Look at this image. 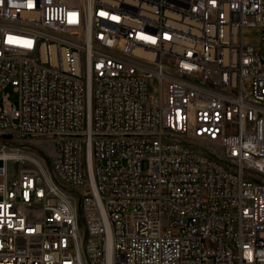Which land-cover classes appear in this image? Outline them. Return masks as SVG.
Masks as SVG:
<instances>
[{
    "label": "built area",
    "instance_id": "2783aa9c",
    "mask_svg": "<svg viewBox=\"0 0 264 264\" xmlns=\"http://www.w3.org/2000/svg\"><path fill=\"white\" fill-rule=\"evenodd\" d=\"M23 137L0 264H264V0H0Z\"/></svg>",
    "mask_w": 264,
    "mask_h": 264
},
{
    "label": "rangeland",
    "instance_id": "374dc122",
    "mask_svg": "<svg viewBox=\"0 0 264 264\" xmlns=\"http://www.w3.org/2000/svg\"><path fill=\"white\" fill-rule=\"evenodd\" d=\"M153 85H155V83H153ZM7 92L11 93V90L7 89ZM11 99L14 100L15 97L12 95ZM11 143L22 145L23 146L22 148H26V147L33 148L36 151L42 153L43 155H47V156L50 155L52 151L50 143H48L47 141L38 139V138L23 137L19 139H14V141L12 142H10V140H4L0 138V146L3 144L7 146H13L14 144H11ZM14 168H15L14 166L10 167L12 173L15 172ZM143 169H144V166H143Z\"/></svg>",
    "mask_w": 264,
    "mask_h": 264
},
{
    "label": "water",
    "instance_id": "95a60500",
    "mask_svg": "<svg viewBox=\"0 0 264 264\" xmlns=\"http://www.w3.org/2000/svg\"><path fill=\"white\" fill-rule=\"evenodd\" d=\"M3 138H4V139H7V138H9V136H4Z\"/></svg>",
    "mask_w": 264,
    "mask_h": 264
}]
</instances>
